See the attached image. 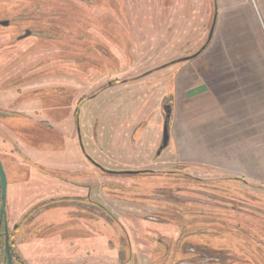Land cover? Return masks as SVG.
<instances>
[{
	"label": "rangeland",
	"instance_id": "1",
	"mask_svg": "<svg viewBox=\"0 0 264 264\" xmlns=\"http://www.w3.org/2000/svg\"><path fill=\"white\" fill-rule=\"evenodd\" d=\"M213 3L0 0L13 20L0 24V160L22 263L116 264L118 249L123 264H189L194 244L226 251L212 264H264V1L216 0L210 42L177 62L204 44ZM33 111L34 137L16 139L6 121ZM66 135L83 155L75 185L44 165L24 177L20 153L50 161ZM98 197L118 219L84 208Z\"/></svg>",
	"mask_w": 264,
	"mask_h": 264
},
{
	"label": "crops",
	"instance_id": "2",
	"mask_svg": "<svg viewBox=\"0 0 264 264\" xmlns=\"http://www.w3.org/2000/svg\"><path fill=\"white\" fill-rule=\"evenodd\" d=\"M264 1V0H263ZM190 89H188L187 91L184 92V95H187L189 93ZM257 103L255 105H259L261 100L256 101ZM13 115H17L18 117H13L10 118V120L6 121V126L10 127L9 125L14 124L18 127V133L16 134V139L21 140V141H25L26 137L25 135L29 136V138H33V131H31V129L26 126V124L31 123L34 119H37V112L33 111L31 113L28 114H18V113H11ZM20 116V117H19ZM23 119V120H21ZM29 121V122H24V121ZM36 122V121H35ZM25 126V127H23ZM40 126V125H38ZM13 129V128H12ZM63 135V133L61 134ZM21 137V138H19ZM72 135L68 136L66 135V138L69 140L66 141V143L69 142L70 147L66 148V150H58L57 152H55L54 157H52V159L50 161H44L42 160L40 157H37V151H34L32 149L27 150L26 154H21V157H23V160L21 161V166L24 168V177L30 176L31 170L33 168V166H37V165H44V166H49L53 171H55V176H58L60 178V180L62 181V185H65V183H70V184H74L73 182H68L67 176L68 175H75L77 173H80L78 171L79 167H80V162L82 163V158L83 155L81 152L77 151L76 148H78L76 145L73 144L72 141ZM22 143V142H21ZM23 145V143H22ZM25 148H29L28 146L25 145ZM8 164L9 160L7 159ZM79 163V167L76 165V163ZM93 166V165H92ZM217 167V166H214ZM219 168V167H218ZM78 170V171H77ZM72 181V180H71ZM75 185V184H74ZM83 192H81L80 195H82ZM83 198V197H82ZM64 201H66L68 199V197H64L63 198Z\"/></svg>",
	"mask_w": 264,
	"mask_h": 264
},
{
	"label": "flooded vegetation",
	"instance_id": "3",
	"mask_svg": "<svg viewBox=\"0 0 264 264\" xmlns=\"http://www.w3.org/2000/svg\"><path fill=\"white\" fill-rule=\"evenodd\" d=\"M5 21H8V24H10L13 20H5ZM27 30H30V29H27ZM87 196L88 195H85L83 193L81 196H79V198L80 197L85 198ZM64 197H67V196H62L61 197L62 201H64V199H63ZM69 197L70 196H68V199H70ZM89 197H90V194H89ZM221 199H222V202H224L223 200H225V198L224 199L221 198ZM84 201H86V202L89 201L90 202V204L84 205L85 206L84 208L88 209V212L92 213L94 216L102 217L103 219L104 218L105 219H109L110 221L114 220V219H118V216H116L117 214L115 213V210L113 208L114 205L112 204L111 200L105 199V198L103 199V198L98 197L96 199L95 198H90V199L88 198V199H86ZM225 202H226L227 205H229L230 200L226 199ZM55 204H57V203H55ZM233 204H238V203H233ZM236 206H238V205H236ZM236 206L232 205V207H236ZM6 219H7V223H8V229H9L10 244H11V247H12L11 253L13 252V259H12V260H14L13 264H24V263L21 262V259H19V257L15 254V252L13 250L12 231H15V229H17V227H15V226L12 227L11 226L12 223H11V221H9L7 213H6ZM0 234L4 235L3 222H1V224H0ZM3 240H4V238H3ZM188 250L191 251L190 253H192L194 255L188 260V262H185V263H189V264H212L213 261L221 260V259L224 258L223 256H226V251L225 250H222V251H217L216 250L215 251V250H210V249H207V248H204V247L199 248V247H197L194 244H190L189 247H188ZM115 252L117 254V257L119 258L118 259L119 261H117V263L118 264H123V262L126 261V260L123 259L124 258L123 253L120 250H118V249H115ZM121 260H123V262Z\"/></svg>",
	"mask_w": 264,
	"mask_h": 264
},
{
	"label": "water",
	"instance_id": "4",
	"mask_svg": "<svg viewBox=\"0 0 264 264\" xmlns=\"http://www.w3.org/2000/svg\"><path fill=\"white\" fill-rule=\"evenodd\" d=\"M214 1V13H213V19L211 22V26L207 35V38L204 42V44L197 50L195 53L179 59L177 62L187 61L195 58L198 56L203 49L208 45L210 42V39L212 37L213 29L215 26L216 16H217V10H216V0ZM1 25H8V21H0ZM31 34L30 30H26L22 35H20L18 38H23ZM171 105L167 104L165 106V121L164 126L162 130V139L160 146L157 150V155L160 154V152L167 146L169 138H170V119L172 114V108ZM137 172V171H132ZM6 191H7V182H6V176L3 169L2 162L0 160V224L3 222V228H4V254L6 258V264H13L12 260V253H11V244H10V236H9V229H8V223L6 219V210H5V204H6Z\"/></svg>",
	"mask_w": 264,
	"mask_h": 264
},
{
	"label": "trees",
	"instance_id": "5",
	"mask_svg": "<svg viewBox=\"0 0 264 264\" xmlns=\"http://www.w3.org/2000/svg\"><path fill=\"white\" fill-rule=\"evenodd\" d=\"M213 10H214V3H213ZM169 104V103H168ZM167 104H164L163 106V110H164V115H165V106ZM170 105V104H169ZM172 108V106H170ZM4 235L0 234V264H6V258H5V254H4ZM12 249V247H11ZM12 251V250H11ZM12 259H13V252H12ZM20 259V258H19ZM14 261V260H13Z\"/></svg>",
	"mask_w": 264,
	"mask_h": 264
}]
</instances>
